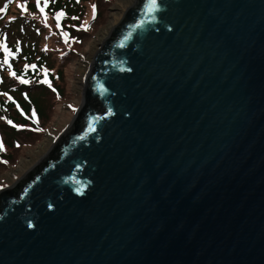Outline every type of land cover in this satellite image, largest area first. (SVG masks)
Returning <instances> with one entry per match:
<instances>
[{
    "label": "water",
    "instance_id": "obj_1",
    "mask_svg": "<svg viewBox=\"0 0 264 264\" xmlns=\"http://www.w3.org/2000/svg\"><path fill=\"white\" fill-rule=\"evenodd\" d=\"M0 264H264V0H135L0 190Z\"/></svg>",
    "mask_w": 264,
    "mask_h": 264
},
{
    "label": "trees",
    "instance_id": "obj_2",
    "mask_svg": "<svg viewBox=\"0 0 264 264\" xmlns=\"http://www.w3.org/2000/svg\"><path fill=\"white\" fill-rule=\"evenodd\" d=\"M114 1L47 0L44 6L47 10L42 15L35 7L37 0H29L33 6L28 8V12H19L20 8L13 5V11H8L2 18L0 28L11 27L15 34H23L21 38L26 37L28 47L11 69H0V144L3 145L0 172L15 166L28 147L43 140L47 129L56 121L60 104L72 98L73 61L97 28L103 25L107 7ZM93 5L96 6L95 19ZM58 12L64 13L59 21L60 28H57L55 19ZM19 19L28 26L19 25ZM33 32L36 33L35 38H31ZM33 64L36 65L35 70L25 68ZM10 72H15L16 76H11ZM20 77L29 79L30 83L20 84ZM44 79L47 83H39ZM33 112L36 123L32 122ZM37 128L41 131L34 130Z\"/></svg>",
    "mask_w": 264,
    "mask_h": 264
},
{
    "label": "rangeland",
    "instance_id": "obj_3",
    "mask_svg": "<svg viewBox=\"0 0 264 264\" xmlns=\"http://www.w3.org/2000/svg\"><path fill=\"white\" fill-rule=\"evenodd\" d=\"M28 1L29 0H24V2H19L17 0H0V9H3V11H0V23L8 11H13V5L20 8L19 12H28V8L33 6V4L28 3ZM134 2L135 0H115L107 7V16L103 21V25L97 28L96 33L84 45L83 49L78 53V57L73 61L75 65L73 67L74 74L72 78L73 84L71 87L73 89L72 98L60 104L56 121L53 123L52 127L47 129L43 140L34 146L28 147L25 155L20 157L19 162L15 166H9L0 172V190L5 187L14 186L27 171L33 168L54 144L61 131L71 121L75 111L82 101L84 78L90 68L92 59L99 47V44L110 33L113 26H115L122 18L126 9ZM36 6L39 9L44 8V13L42 14L44 15L47 10L44 7L45 4L40 2V4L37 5L36 2L35 7ZM19 20V25L23 24L24 26H28L25 21L22 19ZM27 28L29 29V27ZM21 35L19 36L15 34L13 28L11 27L0 28V41H3L7 45L9 52L11 53L9 55L8 64L3 65L4 67H1L2 65H0V69L6 70L5 67H7V69H11L14 64L18 63L20 54L22 55L21 52L28 47V40L26 37L21 38ZM35 37L36 33L33 32L31 38ZM37 40L38 42L41 41L39 38ZM17 41H19V52L16 51ZM3 56L4 52L3 50H0V61L3 60Z\"/></svg>",
    "mask_w": 264,
    "mask_h": 264
},
{
    "label": "snow or ice",
    "instance_id": "obj_4",
    "mask_svg": "<svg viewBox=\"0 0 264 264\" xmlns=\"http://www.w3.org/2000/svg\"><path fill=\"white\" fill-rule=\"evenodd\" d=\"M40 2H41V0H37V5H39ZM151 2H152L153 4H155V3L157 2V0H151ZM44 4H45V6L47 5V0H44ZM21 7H22V6H21ZM39 10H40L41 14L44 13V8H40ZM92 10H93V19H95V16H96V6H95V5H93V9H92ZM0 11H3V9H0ZM63 15H64L63 12H58V13H56V15H55V19H56V21H57V28H60V23H59V21H60V18H61ZM73 19H76V17H73ZM21 30L23 31V29H21ZM85 30H86V29H85ZM64 36L67 37V33H64ZM65 42H67V41H65ZM0 50H3V52H4L3 60L0 61V65H7V64H8V59H9V55H10L11 53L9 52V49H8L7 45H6L3 41H0ZM16 51H17V52L20 51V49H19V41H17ZM28 67H31L33 70L36 69V65H34V64H33V65H30V66H29V65H26V66H25L26 69H27ZM10 75H11V76H16V73H15V72H10ZM45 76H46V73H45ZM19 83H20V84H29L30 81H29V79H25V78H23V77H20V78H19ZM39 83H41V84L47 83V80H46V79H44V80H40ZM9 100H11V97H9ZM22 115H23V113H22ZM32 122H33V123H36V122H37L36 119H35V112H33V114H32ZM8 123L11 124L12 122H11V121H8ZM34 130H35V131H41V129H39V128L34 129ZM0 151H3V145H2V144H0ZM29 227H31V225H29Z\"/></svg>",
    "mask_w": 264,
    "mask_h": 264
}]
</instances>
